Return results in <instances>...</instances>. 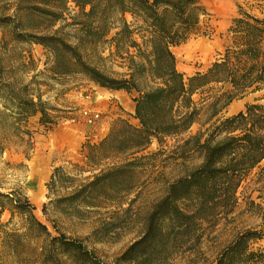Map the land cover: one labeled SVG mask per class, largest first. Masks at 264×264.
<instances>
[{
    "label": "trees",
    "instance_id": "trees-1",
    "mask_svg": "<svg viewBox=\"0 0 264 264\" xmlns=\"http://www.w3.org/2000/svg\"><path fill=\"white\" fill-rule=\"evenodd\" d=\"M72 1L79 11L69 17V0L39 8L51 27L62 23L51 34L5 24L11 39H3L0 49V158L13 146L23 147L29 157L32 118L52 129L70 117L43 98L49 91L43 85H53V80L84 79L126 91L135 111L122 109L104 138L83 143L84 164L54 168L43 219L25 190L0 191V264H168L182 249L201 245L206 227L237 212L240 189L252 174L258 181L264 176V0L238 4L224 50L206 70L188 76L179 70L173 49L201 34L202 18L208 14L201 0ZM75 27L76 41L71 34ZM33 44L43 45L49 58L45 70L27 80L38 67ZM23 45L30 46L29 55ZM99 45L111 51L105 58L100 52L98 58L123 59L126 72L102 69L93 59ZM250 95L255 97L244 109L221 116L234 101ZM195 124L199 129L172 151L184 160L198 154L201 164L164 181L166 190L142 219L141 234L106 261L93 245L122 240L125 219L138 197L132 195L158 167L168 138ZM154 140L159 148L152 152ZM250 203L259 212V204ZM89 220L93 226L84 236L80 228ZM213 264H264V229L240 231Z\"/></svg>",
    "mask_w": 264,
    "mask_h": 264
},
{
    "label": "rangeland",
    "instance_id": "rangeland-1",
    "mask_svg": "<svg viewBox=\"0 0 264 264\" xmlns=\"http://www.w3.org/2000/svg\"><path fill=\"white\" fill-rule=\"evenodd\" d=\"M58 1L0 0V49L3 39L4 41L11 39V30L8 29L10 27L5 25L7 23L18 24L28 33H53L62 23L59 21L51 27L50 21L41 16L39 8L51 6ZM248 1L201 0L208 11V14L202 18L201 34L173 49L180 71L188 76L198 70L204 71L210 66L218 56V52L223 51L225 44L230 41L228 28L232 19L237 15L238 4L247 6ZM251 2L254 1L251 0ZM67 8L66 17L75 15L79 11L72 0H69ZM256 13L259 12L256 11ZM127 18L129 21L133 20L130 14ZM76 32L77 28H72L71 34L75 37L74 41H76L74 35ZM22 47L26 50L24 54L29 55L27 50L30 46L23 45ZM31 49L38 67L36 71H31L26 75L27 80H30L38 71L45 70V62L49 58V51L43 45L33 44ZM103 49L99 45L93 57L100 67L108 72H126L123 59L102 60L98 58L100 52L104 58L110 55L111 50ZM89 53L86 47V56H89ZM62 81L65 85L59 83ZM52 83L53 85H43L44 91L49 90L44 93L43 98L66 109L67 112L64 115L70 117L60 120L52 129L40 126L38 118H32L31 122L35 130L34 148L29 152V157L26 156L23 147L13 146L6 149L0 158V184L3 186L0 187V191H8L12 188L25 190L36 206V214L42 219V206L47 201V182L54 168L57 166L71 168L72 163L75 162L84 164L85 159L81 154L83 143L87 140L100 141L107 135L110 123L123 113L122 109L131 110V99L124 91L109 90L84 79L65 78V80H53ZM254 97L255 95H250L234 101L221 113V116H230L239 112L244 109L245 103L252 101ZM195 98L198 100L200 96L196 95ZM131 119L136 122L133 118ZM208 126L209 124L206 125ZM199 127L195 124L185 134L168 138L163 146L166 153L160 156L158 167L152 171L151 177L145 184L132 195V197H138L129 212L131 217L125 219L127 223L121 231L122 240L118 243L96 245L89 240V243L99 250L106 261H111L124 251L141 234L142 219L166 190L164 181L173 180L201 164L202 157L198 154L184 160L179 157L178 152L172 151L175 144L195 133ZM158 148L159 144L154 140L149 150L155 152ZM87 174L89 173H85L84 176ZM256 177V174H252L248 182L240 189L241 200L235 214L230 218L222 219L215 227H206L205 239L201 245L196 244L191 251L182 249V252L177 253L168 264H213L216 256L240 231L251 227L264 229V176H262V181H258ZM252 200L259 204L257 207L259 212L251 210ZM108 211H110L108 208L104 210L105 216L109 215ZM92 226L91 220L85 222L80 228V233L88 236Z\"/></svg>",
    "mask_w": 264,
    "mask_h": 264
},
{
    "label": "crops",
    "instance_id": "crops-1",
    "mask_svg": "<svg viewBox=\"0 0 264 264\" xmlns=\"http://www.w3.org/2000/svg\"><path fill=\"white\" fill-rule=\"evenodd\" d=\"M120 91H123V90H120ZM124 93H126L129 97H130V99H131V110H129V111H127V112H129V113H133V111H135V102L133 101V99H132V96L131 95H129L126 91H124Z\"/></svg>",
    "mask_w": 264,
    "mask_h": 264
}]
</instances>
